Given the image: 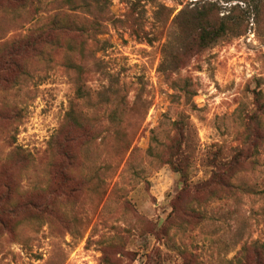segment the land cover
Wrapping results in <instances>:
<instances>
[{
	"label": "rangeland",
	"instance_id": "374dc122",
	"mask_svg": "<svg viewBox=\"0 0 264 264\" xmlns=\"http://www.w3.org/2000/svg\"><path fill=\"white\" fill-rule=\"evenodd\" d=\"M260 246L264 0H0V264Z\"/></svg>",
	"mask_w": 264,
	"mask_h": 264
},
{
	"label": "trees",
	"instance_id": "16d2710c",
	"mask_svg": "<svg viewBox=\"0 0 264 264\" xmlns=\"http://www.w3.org/2000/svg\"><path fill=\"white\" fill-rule=\"evenodd\" d=\"M208 39H209V37L206 36V35L205 36L202 35L201 38H200L202 43H206L208 41ZM255 253H256L257 258H260L261 256H264V247L263 246H260V248L255 247Z\"/></svg>",
	"mask_w": 264,
	"mask_h": 264
}]
</instances>
